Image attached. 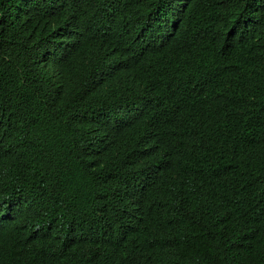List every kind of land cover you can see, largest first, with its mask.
<instances>
[{
	"label": "trees",
	"instance_id": "trees-1",
	"mask_svg": "<svg viewBox=\"0 0 264 264\" xmlns=\"http://www.w3.org/2000/svg\"><path fill=\"white\" fill-rule=\"evenodd\" d=\"M0 264H264V0H0Z\"/></svg>",
	"mask_w": 264,
	"mask_h": 264
}]
</instances>
